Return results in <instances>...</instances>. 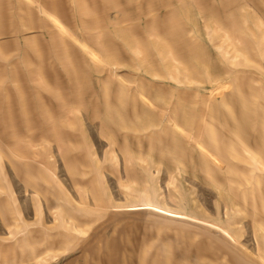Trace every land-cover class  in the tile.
Returning a JSON list of instances; mask_svg holds the SVG:
<instances>
[{
  "label": "rangeland",
  "instance_id": "1",
  "mask_svg": "<svg viewBox=\"0 0 264 264\" xmlns=\"http://www.w3.org/2000/svg\"><path fill=\"white\" fill-rule=\"evenodd\" d=\"M0 264H264V0H0Z\"/></svg>",
  "mask_w": 264,
  "mask_h": 264
}]
</instances>
